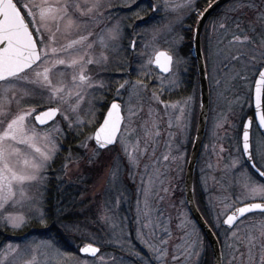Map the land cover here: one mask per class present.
Listing matches in <instances>:
<instances>
[{
  "label": "snow or ice",
  "instance_id": "1",
  "mask_svg": "<svg viewBox=\"0 0 264 264\" xmlns=\"http://www.w3.org/2000/svg\"><path fill=\"white\" fill-rule=\"evenodd\" d=\"M215 3L216 0H211L197 13L198 24ZM261 5L253 0L247 3L236 0L212 22L213 31L223 33L224 39L231 35L229 45H240L245 50L225 55L220 47L223 40L213 44L209 37L205 53L206 62L215 59L223 67L228 86L221 89V80L216 79L215 99L210 93L207 101L201 100L200 107L202 110L209 104L220 107L213 117L214 127L235 130L237 156L224 170L229 179L222 177L217 182L219 192L214 199L209 197L206 215L202 217L209 232L216 237L222 235L224 247L231 250L228 264H264V7ZM133 8L136 11L132 15L145 25L138 33L137 23L124 22L131 17L116 15L120 9ZM245 10L255 13V19L247 24L239 16L230 15ZM196 11V0H124L121 5L111 0H0V229L16 234L23 233L29 225L39 224L45 230L41 239L22 235L18 242H0L3 244L0 264H69V260L71 264H125V260L127 264H200L204 247L200 225L187 212H179L176 217L179 236L172 244L165 238L171 236L169 225L161 219L162 214L155 216L149 187L144 190L145 222L134 238L125 234L118 214L123 197L119 155L107 166L105 198L93 221L107 229L108 239L103 245L101 237L87 226L82 227L78 221L65 222L69 213L60 207L63 198L57 200L56 220L50 222L52 209L47 197L52 165L63 150L64 141L73 133L76 138L83 137L76 145L83 151L73 153L69 147L62 165L65 175L70 165L79 168L81 161L90 169L104 168L103 154L117 144L129 166H136L138 157L146 154V147L140 148L139 137L135 143L131 142L136 133L132 124L142 111L143 92L147 89L144 80L151 76L145 69L153 66L159 69L155 77L160 81L159 94L154 91L152 100L162 104L165 114L170 115L169 128L179 126L187 132L195 97L167 103L161 95L182 88L181 68L186 70L187 60L180 50L186 33L178 32L177 28ZM232 25L234 31L230 30ZM129 30L134 35L125 46ZM142 37L147 39H143L137 52ZM192 40L199 44L198 30ZM129 49L142 61L139 71L143 72V78L118 83L111 103L100 104L106 111H99L97 102L103 97L96 93H104L111 84L98 80L100 74L94 73L93 68H107L113 57L127 55ZM220 70L216 69L217 74ZM237 81L241 85L254 82L249 84L246 99L235 90ZM226 93H231L234 99L221 105ZM245 103L251 116L244 111ZM237 105L240 112H232ZM85 127L94 131L85 135ZM140 128L146 143L147 138L160 135L155 122L151 128L147 122ZM92 142L94 147H90ZM169 158L164 155L163 160ZM56 179L58 184L64 183L61 177ZM237 188L239 195L235 192ZM137 209L141 211L139 200ZM254 213H259L262 219L245 223L248 215ZM65 232L87 241L77 245L80 255L73 257L63 251ZM102 247L119 248L127 252V257L118 261L115 256L101 254Z\"/></svg>",
  "mask_w": 264,
  "mask_h": 264
},
{
  "label": "rangeland",
  "instance_id": "2",
  "mask_svg": "<svg viewBox=\"0 0 264 264\" xmlns=\"http://www.w3.org/2000/svg\"><path fill=\"white\" fill-rule=\"evenodd\" d=\"M198 0H196L197 3ZM124 0H111V3L115 5H121L123 4ZM236 1H231L227 4H224L221 6V8L218 11V14L213 16L212 19H210L209 24L204 30V36L202 39V52L204 56V61H205V53H206V48L208 44V38L210 37L212 40V43L215 44L217 40H223L222 44L220 47L224 50L225 55L228 54L229 51H231L232 54H236L237 49L240 50H245L243 49L240 45H229V41L231 40V35L227 36L226 39H224V34L221 32H214L212 28V21L217 20L218 17L223 14V11L231 4L235 3ZM122 10V9H120ZM199 11L197 10L196 12L192 13L195 16H197V13ZM118 17L123 16L120 13H116ZM231 16L235 17V13H230ZM127 17V14H126ZM190 16H186L184 20L188 19ZM250 20H253L254 17L250 13L249 16H246ZM183 20V21H184ZM132 24V23H131ZM139 25V23H137ZM184 24L181 25V27L177 28L178 32H181L182 34L186 33L187 30L186 27H183ZM138 29H135V32H141V30L145 27V25H140L138 26ZM259 29V27H257ZM183 30V31H182ZM232 31H234V25L231 26ZM192 31V30H191ZM130 32V38H133L134 33H132V30H129ZM128 32V33H129ZM132 33V35H131ZM191 35V33H190ZM189 35V36H190ZM191 37V36H190ZM189 37V38H190ZM143 39H147L146 37L141 38L140 44L137 46V52L140 51V47L142 46ZM184 44V43H183ZM125 46L129 45V39L124 44ZM183 47V45L181 46ZM130 51V50H129ZM132 53V52H131ZM182 57H185L187 60V65H186V70L184 67L181 68V75H185L189 71V67H192L191 64V59L189 58V55L187 56L184 54V56L181 54ZM118 57H113V63L115 64L114 67L116 66V60ZM205 67H206V74H207V81H208V88H209V94L211 93L212 99H215V91H214V86H215V80L220 79L221 84L220 88L224 89L227 87L226 83V73L223 70V67L214 59L212 61H205ZM232 66L229 65V68ZM238 67V66H237ZM109 68V66L107 67ZM107 68L103 67H95L93 68L94 73H102V71L106 70ZM220 68L219 74H217L216 69ZM151 69H147L148 72H151ZM151 74H154V76H151L152 79L155 80V84L160 86V81L156 79L155 77L157 76V73H155L153 70ZM99 76V75H98ZM97 76V78H98ZM212 77L213 79H209V77ZM150 77V78H151ZM183 77V76H182ZM149 78V79H150ZM149 79L147 80V85L149 86L151 81L149 82ZM151 79V80H152ZM153 80V84H154ZM136 81V80H134ZM122 83V82H121ZM253 82H248L244 83L241 85L239 81L236 82L235 85V90L238 91L241 95L242 99H246L248 96V90H249V84ZM115 89L110 91L114 94L115 96ZM150 89V88H149ZM182 90H175V93H166L164 95L163 99L164 101H171V103H174L184 97L188 96H193L195 97V103H194V111L191 116V123H195L197 119V100H198V90H197V85L194 82L191 84V89H190V94H189V87L187 86L186 82L183 83ZM148 90V87L147 89ZM144 90L143 92V104H142V111H140L139 115L135 119V121L132 124V128L136 129V133L132 136L131 142L135 143L137 138L139 137L140 140V148L141 149H159L162 150L161 152L157 154H144L138 157V164L136 166H129L128 165V160L126 157L123 156L122 151L120 150L119 144L116 145L115 148L112 149L110 152H106L103 154L102 160L104 161L105 167L104 168H97V169H90L85 161H81L79 168L76 167L75 164L70 165V171L67 175L64 174L63 172V178L64 182L66 184L72 183L74 186L76 185L80 189V200L83 198V204H82V209L85 208L86 214H85V219H83L80 224L82 227L87 226L88 230L97 233L96 232V227L100 226L101 231H102V236L104 237V241L108 239V234H107V229L102 227L99 223L96 225L93 223V221L96 219L98 213L99 206L101 204V201L105 198V188L108 186V180L106 177V171H107V166L111 163L113 159L119 155L121 157V180H122V185H123V197L121 199V206L119 209L120 212H118L120 219L123 221V228L125 234H129L127 229L126 220H128L129 217V212H126L123 207H125L127 204L131 203L132 205V229H133V234L135 237L137 229L140 227V225L143 223L142 221V204L144 201V190L140 189V182L144 179L145 181L150 180L151 176L153 175H158L157 180H160V182L165 181L167 183L168 181H173L174 178L171 175V172L175 171V167H177V178L181 179L182 176V171L183 168L185 167V164L187 163L188 157H186V154L184 152L181 153H174L170 152L172 149H176L177 144H184V141L186 140V136L184 135V130L182 127L179 126H173L169 128V119L170 115L169 114H159L157 112V107L158 104L152 100V93L146 92ZM97 96H100L99 93H96ZM125 99H127V93H124ZM234 97L231 95V93H226L225 98L220 101L221 105H224L226 101L233 100ZM174 101V102H172ZM146 102V103H145ZM135 103V102H134ZM145 103V104H144ZM100 104H102V100H99L97 102V108L98 110L100 109ZM151 110L152 115L149 116V112ZM221 108L217 107L215 104H209L208 107V116H207V125L205 129V135H204V145L202 148V151L200 152L197 160V166H196V175L197 179L199 181H206L211 183L212 186L219 187L218 181H221L222 177H225V180L229 179L228 177L225 176V168L228 164H230L231 160L237 156L236 152V140H235V130L233 128H225V129H220L217 130L214 127V120L213 117L216 112L220 111ZM225 111H228L226 108L224 109ZM244 111L247 113L248 110V105L245 103L244 105ZM232 112L238 113L240 112V107L237 105L234 109H232ZM165 113V112H164ZM246 118V117H245ZM100 119V117H99ZM230 122L232 119V116L230 114ZM147 122V125L149 128H151L153 122L159 125V133L160 135L157 137V139L153 138H147V143H146V138L144 136L143 130H141L140 126L142 123ZM165 122V123H164ZM165 124V125H164ZM190 126V123H189ZM188 126V130H189ZM92 127H86V130H88L87 135L91 134L93 132ZM179 131L177 132L176 131ZM177 132V134H175ZM94 142L90 144V147H94ZM221 148H223V151H221ZM83 151V150H82ZM82 153V152H81ZM164 155H169V160L164 161L163 157ZM172 157H181V159H172ZM64 171V170H63ZM78 177V179H77ZM127 181L131 182V187H132V193L130 194L126 192L125 194V183ZM88 182V183H87ZM229 185L226 183L225 187L227 188ZM147 187V185H146ZM236 194L239 195V189H236ZM219 191H217L215 194H211L210 197L213 199L217 196ZM225 195H231L230 192H225ZM86 199H88L86 201ZM116 199V193H112V200L113 202ZM140 201V209L141 211L138 212L137 209V201ZM86 201V202H85ZM94 204V205H93ZM127 213L128 216L126 218L123 217V215ZM94 214V217H93ZM139 218V222H138ZM262 219V217L259 214H253L251 216H248L246 218L245 223L248 221H259ZM165 223L169 225V231L174 233L176 231V223L177 220H173V216L171 218H168L167 216L163 219ZM99 228V227H98ZM99 232V230H98ZM74 234V233H73ZM75 235V234H74ZM222 236V235H221ZM36 239H41L42 237H33ZM166 239H169L172 244H175L177 242L178 236L173 235L170 237H165ZM222 239L224 240L223 236ZM87 241H82L81 243H84ZM8 243V242H7ZM231 243V241H230ZM0 245V247H2ZM120 250L119 248H116ZM105 254V253H103ZM108 256H115L112 253H109ZM107 259V257H106ZM118 261L120 259H117ZM71 262V261H70ZM71 264V263H70ZM125 264L127 262L125 261Z\"/></svg>",
  "mask_w": 264,
  "mask_h": 264
},
{
  "label": "flooded vegetation",
  "instance_id": "3",
  "mask_svg": "<svg viewBox=\"0 0 264 264\" xmlns=\"http://www.w3.org/2000/svg\"><path fill=\"white\" fill-rule=\"evenodd\" d=\"M231 1H236V0H230L227 3L231 2ZM197 2H201V0H198ZM211 2V0L208 1V3H206V5H203L201 7L197 6V10L200 12L202 11L209 3ZM245 3L248 2V0H244ZM253 2L257 5H261V0H253ZM226 3V4H227ZM262 7H264V5H261ZM123 16L130 17L129 12L127 9H122L120 11H118L117 13H120ZM252 14L254 19H255V13L245 10L244 13H235V17L239 16L245 24H247V21L250 20L249 18H247L246 16H249V14ZM192 16V15H191ZM190 16V17H191ZM188 17V18H190ZM210 19H212L211 15L205 20L203 26H202V30H201V43H202V39L204 36V30L207 27V25L210 22ZM197 20V16H195V20L194 23L192 25V31L193 28L195 26ZM125 24H131V21L129 19H126ZM213 22V21H212ZM211 22V23H212ZM139 23V22H137ZM140 25H143L141 23H139ZM184 26L183 27H187V23H185L183 21ZM139 25V26H140ZM257 27H259V25H257ZM139 27H137L136 29H138ZM192 31H191V37H190V41L192 39ZM133 33V32H132ZM131 33V35H132ZM129 39V44L132 40V38H130V32L128 33V35L126 36L125 40H124V44H126V42ZM130 50V49H129ZM116 66L114 67L115 64H110L109 68H107L106 70L102 71V73H100V75L98 76V80H103L105 81L106 84L110 83L111 84V88L108 89L106 88L104 90V93H99L100 96L103 97L102 99V104H110L112 99L114 98V94L112 93L114 88H116L118 86V83L123 82L124 80H137V79H142L143 78V72L139 71L140 68V64L142 63L141 59L139 58V56H135L131 53V50L128 51V54H121L120 56H118V59L116 60ZM154 70L155 73H157V75L159 74V70L157 68H155L154 66L151 69ZM145 71H147V69H145ZM154 76V74H152ZM116 77L117 80L119 79L117 84H113L111 83V81H113V77ZM182 79L184 82H186L187 86L189 87V94H190V89H191V84L193 82V75L191 73V67H189V71L183 75L182 74ZM150 78V77H149ZM148 78V79H149ZM152 78V77H151ZM151 78L149 79V82L151 83L149 86L146 84L147 80H144V83L147 85L148 90H146V92L152 93L155 91L159 94V85L155 84V80H154V84H153V79L151 80ZM114 82V81H113ZM150 88V89H149ZM112 90V92H110ZM177 90H182V89H177ZM175 91V90H174ZM173 91V93H175ZM168 93V92H164L161 95V98L164 97V95ZM163 100V99H162ZM167 102V101H165ZM174 102V101H172ZM146 103V102H145ZM144 103V104H145ZM167 103H171V101L167 102ZM157 112L160 114H165L164 112V108L162 104H158L157 107ZM99 111H106V108H100ZM252 115L251 111L247 112V116ZM246 116V117H247ZM99 118V117H98ZM100 119H102V117H100ZM165 123V122H164ZM165 125V124H164ZM98 126V125H97ZM195 126H196V122L193 124L191 123V119H190V126H189V130H187V132L184 131V135L186 136V140L184 141V144H177L176 149L174 150H170V152H174V153H181L184 152L186 154V157L189 156L190 153V149L192 146V141L194 138V134H195ZM206 129V128H205ZM94 131V129H93ZM177 131V129H176ZM179 131V129H178ZM177 131V132H178ZM177 132L175 134H177ZM205 135V132H204ZM157 138H155L156 140ZM204 145V136H203V141H202V145H201V149L200 152L202 151ZM178 149V151H177ZM143 150V149H141ZM162 150L159 149H146V154H157L159 152H161ZM199 152V154H200ZM178 153V154H179ZM199 156V155H198ZM197 166V165H196ZM186 167V164H185ZM185 167L183 168V173L179 182V179L177 178V167H175V171L171 172L172 177L174 178L173 181H168L167 183H165V181H161L157 180L158 175H153L151 176L150 180L145 181L144 179L140 182V189L143 190L145 189L146 185L147 187L151 188V206L152 208L155 210V216H161V219L163 220L166 216L168 218H171V216H173V220H176V217L178 216L179 212L184 211L187 212L190 216L191 219L194 220L193 216L191 215L187 204L185 202V197H184V174H185ZM196 171V169H195ZM194 171L193 174V181H192V198L195 204V207L197 209V211L199 212V214L201 215V217L206 215L207 212V208H206V204L207 201L209 199V197L211 196V194H215L217 191H219L220 189V185L219 187H215L212 186L211 183L207 182L206 184L204 183V181H199L197 179V175L196 172ZM131 182L127 181L125 183V194L127 192V194L130 192L132 193L133 191L131 190ZM237 190H235L236 192ZM183 201V203H182ZM125 209L126 212H129V217L128 220H126L128 214L125 213L123 215L126 221V226L125 229H127L126 231H128V233L133 236V229L131 228L132 226V217L133 214L132 211V205L131 203L127 204L125 207H123ZM121 209H119L120 212ZM142 211H143V204H142ZM254 214H259V213H254ZM253 214H249L248 216H251ZM142 216V221L143 223L145 222L143 215ZM155 218V217H154ZM96 225H98V223H95ZM99 226L96 227V232L98 234V228ZM176 235L179 236V233L177 231H174V233L171 232V236ZM168 238V237H167ZM218 244H219V251H220V259H221V254L223 253V257L221 259V264H228L229 259L232 255V252L230 249H227L224 247V240L222 239V236L220 237H216ZM112 254L116 255L117 259H121L122 257L126 258L127 257V252L118 250L116 248H112ZM127 262V260H125ZM200 264H213V255H212V249L210 244L208 243L207 239L204 236V247L203 250L201 252V256H200Z\"/></svg>",
  "mask_w": 264,
  "mask_h": 264
},
{
  "label": "trees",
  "instance_id": "4",
  "mask_svg": "<svg viewBox=\"0 0 264 264\" xmlns=\"http://www.w3.org/2000/svg\"><path fill=\"white\" fill-rule=\"evenodd\" d=\"M209 0H201V2H197V6L201 7L203 5H206V3H208ZM221 8V7H220ZM218 8L216 11H214L211 14V17L215 16L218 14L219 9ZM136 9L133 8L130 12V21L131 23H137L138 21L136 20V17L132 15L133 12H135ZM141 15H145V13H141ZM192 15V16H191ZM190 18L184 20L185 23H187V34H185V41L183 44V47H181V54L184 56V54L187 56V54L189 55V58L191 59V73L193 75V79L194 82L197 85V73H196V68H195V63H194V58L191 54V41H190V33L192 30V25L194 23L195 20V15L191 14ZM140 25V24H139ZM154 71V70H153ZM151 76H153L151 74ZM150 76V77H151ZM113 81H111V83H115L117 84L119 79L117 80V78L114 76L113 77ZM152 79V78H151ZM154 80V79H153ZM84 134L87 135L88 130H86V127L83 129ZM83 137L80 138H76L75 137V133H73L72 135L68 136V139L64 141V147L63 150L61 151L59 157L57 158L56 162L52 165V171L50 172V184L48 185L49 191L47 193V197H48V204L51 206V213H50V222L51 221H55L56 220V202L57 200L63 198L64 203L60 205V207L64 208L65 211L67 213H69L67 216L64 217L65 222L68 221H78L81 222L83 219H85V208L82 209V204L80 201V189L75 185H73L72 183L66 184L65 182L60 185L58 184L57 181V177H61L63 180V168L62 165L65 163V157L68 155V149L71 146L73 153H81L82 150H78L76 148V145L79 143V139H82ZM78 179V177H77ZM88 183V182H87ZM88 199H86L87 201ZM85 201V202H86ZM94 205V204H93ZM94 217V214H93ZM88 228V227H87ZM53 231H55V229H53ZM22 235H28L29 239H32L33 237H44L45 235V230L43 228L40 227L39 224H33V225H29V227L25 228L23 233H16L13 234L10 230H6V229H0V242L3 243H7V242H18L19 237ZM99 237H101V245L104 244V237L102 236V231L101 228L99 226V232H98ZM134 236V234H133ZM132 236V237H133ZM134 238V237H133ZM82 241L76 237V235H74L72 232H65L64 233V239L62 241V249L63 251L70 253L73 257L80 255L78 252V247L77 245H81ZM2 245V244H0ZM112 248L113 247H102V251L101 254L103 253H112ZM71 260H69V264Z\"/></svg>",
  "mask_w": 264,
  "mask_h": 264
},
{
  "label": "water",
  "instance_id": "5",
  "mask_svg": "<svg viewBox=\"0 0 264 264\" xmlns=\"http://www.w3.org/2000/svg\"><path fill=\"white\" fill-rule=\"evenodd\" d=\"M227 1L229 0H216V3L214 4L213 8L208 11V13L202 19V22L198 24L196 20V23H195V26L192 32V36L198 30L199 36H200L199 44H197V42L191 39V53L194 57L195 67H196V72H197V81H198V112H197V120H196V126H195V134H194L192 146H191L190 153H189L186 167H185L184 197H185V202L187 204V207L191 215L193 216L194 220L197 221V223L200 225L202 233L204 234L205 238L207 239L208 243L211 246L212 255H213V264H217L218 259H220L219 244H218L216 237L209 232V226L204 225L202 221V217L195 207V204L192 198V181H193V174H194L196 164H197L198 155H199L202 141H203V136H204L206 122H207V116H208V108L202 110L200 107L201 100L207 101L209 98L207 74H206L205 63H204L202 50H201V30H202V26L205 20L207 19V17L212 12H214L217 8H219L221 5L226 3ZM237 206H240V205H237ZM220 264H221V259H220Z\"/></svg>",
  "mask_w": 264,
  "mask_h": 264
}]
</instances>
